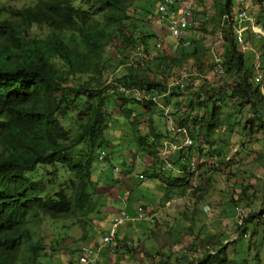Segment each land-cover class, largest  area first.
<instances>
[{"label":"trees","instance_id":"16d2710c","mask_svg":"<svg viewBox=\"0 0 264 264\" xmlns=\"http://www.w3.org/2000/svg\"><path fill=\"white\" fill-rule=\"evenodd\" d=\"M157 1L29 0L20 7L8 6L9 18L0 20V264H48L41 261L45 242L32 240L30 228L45 219L59 221L88 213L96 189L93 164L97 153L109 148L106 132L112 122L117 126L125 121L127 141L135 152L152 159L151 171L146 172L148 178L161 182V202L192 190L195 171L190 163L195 156L205 158L211 152L195 146L179 149L168 161L180 173H163L158 154L168 134L153 125V117L162 110L151 99L143 102L109 93L114 85H123L151 98L156 93L161 96L166 78L189 63L196 70L204 65L213 68L205 63L207 51L201 40L189 46L184 45L189 41L179 40L172 55L151 56L142 50L146 40L156 38L155 33L145 32L143 23L156 13ZM211 2L210 34L222 36L224 88L200 86L186 105L177 101L172 112L175 125L185 126L195 142L215 130L228 139L237 133L247 139L260 135L254 140L264 141V94L253 82L254 57H245L236 44L240 6L233 0ZM247 9L264 19L263 0H249ZM205 20L204 15L188 30H199L203 24L206 32ZM38 28H45V33ZM243 35L259 52L264 76V38L247 30ZM129 57L134 58L129 63L120 61ZM120 66L124 67L119 77L104 81L103 75L113 76ZM172 98L178 95L162 97L163 103ZM110 101L115 102L121 123L110 114ZM141 123L146 124L144 133ZM207 142L211 144L210 139ZM219 142L222 145L215 150L221 156L226 143L223 138ZM250 219L248 215L243 228L236 223L235 242L246 235V225L254 222ZM224 246L216 253L209 251L206 261L199 263H233Z\"/></svg>","mask_w":264,"mask_h":264},{"label":"rangeland","instance_id":"374dc122","mask_svg":"<svg viewBox=\"0 0 264 264\" xmlns=\"http://www.w3.org/2000/svg\"><path fill=\"white\" fill-rule=\"evenodd\" d=\"M28 1L0 0V20L5 17L9 18L10 8L8 6L20 7ZM176 1L184 8L191 7L189 26L196 27L199 22L204 20L205 15L206 32L202 31L204 27L202 24L199 30H188L184 35V40L189 43L201 40L207 51L205 63H212L210 49L217 42V32L214 35L210 34L214 25L209 20L214 10L211 0H203L202 3L199 1L193 3L189 0ZM159 17L155 13L146 18L143 23L145 32L147 34L155 33L156 38L150 41L146 40L142 50L151 56L156 53L172 55L179 40L168 36L164 27L160 25L162 21L156 22ZM263 22L264 19L261 23ZM38 31L43 34L45 28H38ZM248 55L246 53L245 57ZM133 59V57H129L127 60L120 59V61L129 63ZM55 63L57 66H61L59 62L55 61ZM123 67L120 66L113 76L103 75L104 81L119 77L123 72ZM212 69L210 70L209 66L204 65L196 70L189 63L183 70L176 71L170 78H166L167 86L171 87L170 93L174 92L178 95L177 99L172 98L168 104L173 113L176 110L175 103L178 101L183 102L182 106L186 105L187 99L194 97V92L200 86L205 89L224 88V74L216 75ZM182 72L187 75L188 87L183 91H177L172 85ZM160 102L166 105L163 103V99ZM108 106L112 117L121 123L120 112L114 110L116 108L114 102L110 101ZM161 114L158 117H153V125L159 126L162 132H167V142H176L174 141L175 132L169 128V123H166ZM176 115L179 116V114ZM228 123H232V119L230 122H223V126ZM64 124L67 125L66 122ZM126 128L125 121L117 126L112 122L110 129L106 132L111 144H109L111 155L107 161L99 163L96 160L93 164V177L96 186L97 183H100L98 184L100 188L96 190V193L99 192V194L95 193L92 197L88 213L77 214L70 219L59 221L45 219L39 225L30 228L29 233L32 240L39 238L45 242V250L41 255L43 263L76 264L80 246L100 243L101 235L108 232L109 224L105 211L102 212L100 208L109 205L103 201L104 198L108 200L112 198L111 195L106 194V187L116 185L117 188L113 190L115 193L118 191L130 192V198L140 200L139 202L148 215L155 213L156 215L153 217L154 223H150L151 225L143 223L144 225L141 227V224H137V226L134 224V228H144L147 236L141 237L140 234H135L134 229L131 230L128 233L129 239H124L129 245L124 244L126 248H121V254L115 253L118 250L115 243L117 241L120 243L122 236H114L112 246L103 249L111 252V264H155L157 261L162 264H200L199 262L206 261L204 256L209 251L216 253L226 243V240L229 243L224 248L227 252L226 257L230 260L232 257L234 258V262L231 264H264V141L254 140L256 137L261 138L260 135L247 139L233 133L228 139L226 133L219 130L211 132L208 136L201 135L200 140L195 142L194 146L200 147L206 154L208 151L211 153L207 154L208 156L205 158L194 157L193 162L197 166V171L192 179V190L184 197L171 199L174 202L166 206L161 202L162 192L157 183L159 180L147 176L146 170L151 171L149 167L152 159L140 152H135V148L126 139L129 136ZM140 128L144 133L146 124L141 123ZM221 138L226 146L221 150L220 156L215 149L222 145L219 142ZM208 139L211 144L207 142ZM123 154L127 155V165L131 168V173L126 170ZM158 157L163 163L164 158L160 154ZM111 160L113 162L109 164L108 162ZM112 164L116 167L115 169ZM148 164L150 165L148 166ZM125 171L127 172L122 175L126 178L121 180L120 174ZM129 173L130 175H128ZM171 174L178 175L176 172ZM182 208H185L184 214H178ZM167 209H173V211L166 212ZM238 210L240 215H238ZM248 215L251 216L250 221L254 222L246 225V235L235 242L234 240L238 237L236 223L237 226L240 224L243 228V221ZM257 221L261 223L258 226L255 225ZM211 236H213L212 239ZM140 244H143L152 253H145L142 259L138 260L134 256L139 253ZM155 252H159V255L155 256ZM106 255L107 252L106 254L102 253L100 258L106 260ZM168 255L170 258L167 257Z\"/></svg>","mask_w":264,"mask_h":264},{"label":"built area","instance_id":"2783aa9c","mask_svg":"<svg viewBox=\"0 0 264 264\" xmlns=\"http://www.w3.org/2000/svg\"><path fill=\"white\" fill-rule=\"evenodd\" d=\"M188 1V0H187ZM193 3L198 0H189ZM235 4H238L240 6L239 11L237 13V22L239 24L238 29L236 30V44L238 45V48L243 52L247 54H252L254 57L253 61V82L255 84H259L261 86V92L264 94V76L263 71L261 69V58L259 55V52L250 46L248 41L245 40V37L243 35L244 31H249L253 37L261 39L264 38V25L261 23L262 20H259L257 16L253 12H249L247 9V6L249 4V0H233ZM264 2V0H263ZM156 15H159L160 17L156 20V22H160L163 19L166 20V23L161 22V26L164 27L166 33L168 36H170L173 39L184 40V35L188 32V27L190 25L189 17L191 15V7L184 8L179 3H177L176 0H158L156 5ZM217 36V42L216 44L210 49V54L212 58L213 63V73L216 75H223L224 74V66H223V51L221 48L222 44V38L221 34L218 32L216 34ZM188 44V42H186ZM173 88L181 91L184 90L187 86V75L186 73H182L178 76V79L173 83ZM118 91L125 92V88L118 87ZM170 86L167 90V93L170 92ZM127 93V92H125ZM138 96V93H136ZM153 99V98H152ZM164 114L166 115L167 122L171 125L174 123L172 116L169 114L168 106L164 107ZM172 130L178 134L181 137V144L176 145L173 143H170L169 148L171 150H175L179 147H189L193 144L192 138L188 135V130L185 127H172ZM106 156L105 151L100 152L98 156V160H103ZM192 170L194 169L195 165L191 164ZM165 169L170 170L172 169V166L169 163H166ZM146 216V213L144 212V209L142 207H139L137 210L136 215L132 217H128L130 221H137L141 220ZM122 222L121 219L116 220L114 227L117 226ZM111 236H105L103 238V244H107L110 241ZM95 254L92 251L91 248L83 247L80 251L79 256V263L80 264H88L90 263Z\"/></svg>","mask_w":264,"mask_h":264},{"label":"crops","instance_id":"0c3cea01","mask_svg":"<svg viewBox=\"0 0 264 264\" xmlns=\"http://www.w3.org/2000/svg\"><path fill=\"white\" fill-rule=\"evenodd\" d=\"M115 111H117L118 110V108H115L114 109ZM119 111V110H118ZM108 138V137H107ZM124 142H126V140H123ZM111 145V144H110ZM111 149H110V147L109 148H107V152H108V158L110 159V155H111V151H110ZM122 158L125 160V164H126V170L128 171V172H130L131 173V168H129V166L127 165L128 164V159H127V155L126 154H123L122 155ZM121 161V160H120ZM113 162V160H111V161H109L108 163L109 164H111V163ZM99 163H101V162H99ZM151 164V163H150ZM150 164H148V166L150 165ZM112 167L113 168H116L113 164H112ZM146 169H147V166H146ZM104 170V169H103ZM102 170V171H103ZM127 171H125V172H122L121 174H120V178H121V180L122 179H125L126 177H124L122 174H125ZM130 173L128 174V175H130ZM148 173V175H149V173L150 172H147ZM177 174H179V173H177ZM92 179L95 181V178L93 177V173H92ZM157 183L159 184V187L161 188V192L163 193V190H162V184H161V182L159 181H157ZM98 184H100V183H97V186H96V189H95V193H96V190L98 189V188H100L99 187V185ZM115 188H117V186L115 185V186H110V187H106V190H107V193L106 194H109V195H111L112 196V198H111V200H108V199H103V201H105V202H107V203H109V205H107V206H105V207H103V208H100L101 210H102V212L103 211H105V216L108 218V220H109V224H108V227H107V230L109 231L110 229H111V221L114 219V218H116L119 214H120V212L121 211H123V212H125V213H127L128 215H131V214H134V211L136 210V207L137 206H139V205H141V202H139L140 200H138V199H136V200H134V199H131L130 198V192L129 193H125V192H121V191H118L117 193H115L113 190L115 189ZM150 193V192H149ZM96 194H99V192L98 193H96ZM101 194V193H100ZM162 201V200H161ZM172 202H174V201H165V202H162V204H165L166 206H169L170 205V203H172ZM98 209H99V207H97ZM169 211H173V209H167L166 210V212H169ZM184 211H185V208H182L181 209V211H179L178 212V214H184ZM156 215V213L155 214H153V215H151V216H155ZM262 215H263V213H262ZM143 223H147V224H149V225H151L152 223H154V222H152L151 224L148 222V221H142V222H137V223H129V222H124L122 225H120L118 228H117V230H116V233H115V236H122V240H120V243H119V241H117V243H115V247H117L118 248V250H116L115 251V253H122V249L121 248H125V246H124V244H127L128 242H125L124 241V239H129V235H128V233L131 231V230H133L134 229V232H135V234L136 235H138V234H140L139 236H144L146 233L144 232V228H142V229H137V228H134V224H136L135 226H137V224H141V227H143ZM132 225V226H131ZM125 235V236H124ZM145 236H147V235H145ZM136 237V236H135ZM138 239V238H137ZM117 240H118V237H117ZM170 242H172V241H170ZM226 243H224L223 245H225L226 246V244L228 243L227 242V240L225 241ZM89 246H94L95 248H98L99 247V242H95V243H93V244H91V245H89ZM224 246V247H225ZM106 252H107V255H106V260H102L101 258H100V256H101V254L102 253H104V254H106ZM138 254L136 255V256H134V258H136V259H138V260H141L142 259V257H143V254H148L149 252H151L152 253V251L151 250H149V249H146V247L143 245V244H140V248H139V250H138ZM111 252L110 251H105V250H102L101 252H100V255H99V257H98V260H97V262L96 263H94V264H111V260H110V257H111ZM155 254H156V256L157 255H159V252H155ZM167 257H169L170 258V256L168 255ZM121 264H123V263H121ZM155 264H162L160 261H157ZM164 264V263H163Z\"/></svg>","mask_w":264,"mask_h":264},{"label":"clouds","instance_id":"9594fccd","mask_svg":"<svg viewBox=\"0 0 264 264\" xmlns=\"http://www.w3.org/2000/svg\"><path fill=\"white\" fill-rule=\"evenodd\" d=\"M218 33V32H217ZM216 33V34H217ZM170 37V36H169ZM221 38H222V36H221ZM174 40H176V39H174ZM180 40H183V39H180ZM184 41H186V40H184ZM188 44H189V42H188ZM188 44H186V42L184 43V45H188ZM221 48H222V44H221ZM222 51H223V49H222ZM250 55V54H249ZM211 62H212V60H211ZM213 64V63H212ZM214 66V65H213ZM224 66V65H223ZM183 73V72H182ZM181 73V74H182ZM111 84V83H110ZM118 87H123V88H125V92H127V93H125V92H121V91H118L117 89H118ZM188 86H186L185 87V89L187 88ZM168 88H169V86H167L166 87V90H165V92H164V94L163 95H161V96H159L158 95V93H156L155 94V96L154 97H150V95L148 94V93H145V92H143V91H140V90H136V89H134V88H129V87H126V86H121V85H114V87H112L110 90H109V93L110 94H115V92H118L117 94H123V95H125V96H132V97H134L137 101H147V100H149V99H151L156 105H157V107H159V109H161L162 110V114H163V118L166 120V123H168L167 122V118H166V115L164 114V107L165 106H168V109H169V114L172 116V118H173V121H174V123H172L171 125L169 124V128H172V127H185V126H177V125H175V123H176V119H175V117L172 115V110H171V108H170V105H168V104H166V105H163L161 102H160V100L162 99V97H164V96H167V95H169L170 94V92H168L167 93V90H168ZM171 88V87H170ZM184 89V90H185ZM171 90V89H170ZM169 90V91H170ZM178 91V90H177ZM181 91H183V90H181ZM136 93H138V96L136 95ZM114 102V101H113ZM114 104H115V102H114ZM117 108V107H116ZM132 116H134V113L132 114ZM186 128V127H185ZM187 129V128H186ZM188 130V129H187ZM188 135L192 138V140H193V144L191 145V146H189V147H192V146H194V144H195V141H194V138L189 134V130H188ZM175 139L176 140H174V141H176V142H164L163 143V145H162V147L163 148H161L160 150H161V152L159 153L160 154V156L162 157V158H164L163 159V164H162V167L160 168V170L161 171H163V173H172V172H176V173H180V172H178L174 167H173V165L168 161V155L170 154H172V153H174L175 151H178L179 149H182V148H188V147H184V146H182V147H179V148H177V149H175V150H171L170 148H169V145H170V143H173V144H176V145H180L181 144V137L178 135V134H176L175 133ZM178 141H180L179 143H178ZM102 151H105V153H106V156H105V158L103 159V160H98V156H99V154H100V152H102ZM167 154V155H166ZM166 155V156H165ZM169 155V156H170ZM109 158H108V152H107V149H103V150H100L98 153H97V158H96V160L98 161V162H103V161H107ZM166 163H169L171 166H172V169H170V170H167V169H165V165H166ZM191 164H193L194 165V162H193V160H192V162L190 163V169H191V171H195V174H196V171H197V166H195L194 167V169L192 170V166H191ZM115 169V168H114ZM175 176V175H174ZM171 201V200H170ZM139 207H142L143 208V206L142 205H139V206H137L136 207V210L134 211V214H131V215H128L127 213H125V212H123V211H121L120 212V214L116 217V218H114L112 221H111V229L107 232V233H104V234H102L101 235V238H100V243H99V247L98 248H95L94 246H89V245H83V247H88V248H91L92 249V251L94 252V254H95V256H94V258H93V260L90 262V263H88V264H94V263H96L97 262V260H98V257H99V255H100V251H102L104 248H108V247H111L112 246V240H113V238H114V236H115V233H116V230H117V228L120 226V225H122L124 222H129V223H137V222H142V221H148L149 223H152V222H154V219H153V216H151V215H148V213L146 212V210L144 209V212L146 213V216L143 218V219H141V220H137V221H130L129 219H128V217H132V216H134V215H136V213H137V210H138V208ZM238 215H240V212H239V210H238ZM119 219H121L122 220V222L120 223V224H118L117 226H115L114 227V224H115V221L116 220H119ZM111 236V238H110V241H109V243H107V244H103V238L105 237V236ZM28 243V242H27ZM127 245H129L128 243H127ZM126 248V247H125ZM81 250V249H80ZM112 251L114 250V247L111 249ZM211 252V251H210ZM79 253H80V251L77 253V255H78V262H79ZM212 253V252H211ZM211 253H209V254H211ZM156 256V255H155Z\"/></svg>","mask_w":264,"mask_h":264}]
</instances>
